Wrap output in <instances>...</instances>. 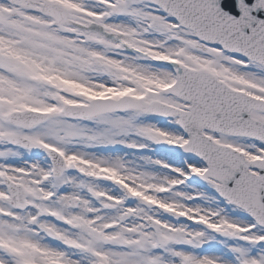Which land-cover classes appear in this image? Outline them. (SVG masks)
<instances>
[{"label":"snow or ice","instance_id":"6c2138e0","mask_svg":"<svg viewBox=\"0 0 264 264\" xmlns=\"http://www.w3.org/2000/svg\"><path fill=\"white\" fill-rule=\"evenodd\" d=\"M0 264H264V0H0Z\"/></svg>","mask_w":264,"mask_h":264}]
</instances>
